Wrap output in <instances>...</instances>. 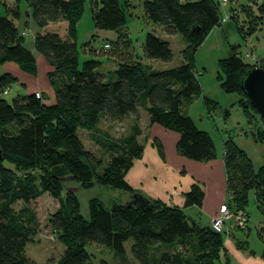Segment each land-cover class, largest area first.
Returning a JSON list of instances; mask_svg holds the SVG:
<instances>
[{"label":"trees","instance_id":"obj_1","mask_svg":"<svg viewBox=\"0 0 264 264\" xmlns=\"http://www.w3.org/2000/svg\"><path fill=\"white\" fill-rule=\"evenodd\" d=\"M87 1L27 0L29 17L23 21L20 0H0V63L14 61L26 72L35 74L37 51L54 68L49 77L55 88L52 100L47 93L38 95L37 91L27 90L18 92L19 96L9 102L3 93L7 89L12 91L18 78L9 71L0 74V264H95L90 244L125 254V243L129 240L132 254L142 264H217L216 258L231 235V228L229 232L217 231L185 211V207L202 205L201 180L185 193L183 207L155 198H150L149 204L136 205L128 203L138 190L128 182L126 173L134 159L141 157L155 123L180 133L176 143L180 155L200 163L218 157L210 131L184 113L182 105L184 99L202 94L194 54L208 33L221 23L224 9L221 0H145L148 18L163 24L170 33H181L187 40L184 60L163 69L145 68L142 58L171 61L174 57L169 40L148 32L143 55L133 49L126 53L114 49L108 41L110 47L106 52L112 50L111 56L117 57V66L110 72L103 69L105 60L96 57L80 60L77 22ZM90 1L99 27L118 29L127 24L128 13L119 0ZM130 4L127 0L126 6ZM241 14L247 17L251 34L257 30V22L264 28V0L238 2L231 9L230 18L237 20ZM33 21L37 28L31 34L30 46L24 31L30 29ZM238 26L248 35L244 23ZM91 52L99 51L94 48ZM260 60L246 61L236 50L221 59L226 71L220 73V78L226 91L243 94L241 104L250 123L245 133L264 144V116L252 105L241 85L250 68L264 67V58ZM205 101L208 103L209 99L206 97ZM101 112L121 121L133 113L139 123L130 136L106 139L98 127ZM13 121L19 125L17 133L3 129ZM86 132L97 147L109 146L116 152L102 172L98 169L102 165L100 153L83 139ZM92 132L103 137L98 138ZM153 140L163 152L161 140L158 137ZM222 158L233 206L247 210L253 196L263 211L264 157L261 165L255 164L234 138H227ZM57 164H63L84 187L97 183L112 188L115 193L109 203L100 197L91 198L90 215L86 217L80 211L78 196L64 195L63 177L50 171ZM18 200L33 211L32 224L16 212L14 204ZM40 234L53 236L65 245L59 258L39 262L27 253L30 237ZM191 234L197 235L198 243L193 251L189 248L194 245L188 237ZM162 243H173L174 249L163 246L157 248L160 256H152L151 246ZM186 251L194 253V258L186 257Z\"/></svg>","mask_w":264,"mask_h":264},{"label":"rangeland","instance_id":"obj_2","mask_svg":"<svg viewBox=\"0 0 264 264\" xmlns=\"http://www.w3.org/2000/svg\"><path fill=\"white\" fill-rule=\"evenodd\" d=\"M119 1L128 13V22L118 29L99 27L94 19L93 4L90 0L86 2L83 15L77 22V42L80 51V60L96 57L108 61L111 58L112 50L106 52L108 50H105L104 44L107 41L112 44L114 49L119 48L122 52L133 49L136 53L143 55L146 35L148 32H152L171 42L174 57L171 61L142 58L145 68L163 69L176 66L183 62V49L187 46L188 42L181 33H170L163 24L148 18L143 6L145 0H130L131 4L129 6H126L127 0ZM241 1H232V3H227L224 6L225 10L222 9L223 17L221 23L208 33L204 42L195 51L194 67L202 86V94L190 99H184L182 108L184 113L190 115L191 112L198 122H201L202 125L210 129L214 134L215 143L217 142V144L221 145L224 139L234 138L235 142L253 157L255 164L261 165L264 157V144L260 141L259 143L256 142L252 135L245 133L250 123L249 117L244 112L243 105L241 104L243 94L239 91H226L220 78V73H225L226 71L221 59L229 57L236 50L246 61L261 62L260 59L264 58V28L261 29V23H256V27L258 26V28L251 34L247 29L248 20L245 14L239 15L237 20L225 17V14H230L231 9H235L238 6V2ZM26 2L27 0H20L23 21L29 17L26 14ZM242 23H244V27L246 28L245 33H248V35L244 34L242 29H239L238 25ZM29 27L30 30H26L28 31L26 33L28 34L26 36V43L31 46L33 38L31 34L37 28V23L33 21ZM92 47L99 52L97 54L92 53L90 50ZM8 67H10L13 73H16V67L6 62L5 64L0 63V74L6 72ZM105 67L109 68L110 64H105ZM17 81L12 85V91L3 93V96L9 102H13L19 96L16 89L18 86ZM206 97L209 99L208 103L205 101ZM201 99L204 104L200 108L195 109V106L202 102ZM126 117L123 123L120 124L121 120H112L104 112H101L98 127L103 128L104 126H108L109 132L105 136L106 139H110L107 136L109 133H112L113 137L116 136L113 139H117L119 136L122 138L128 134H132L139 123L137 116L133 113H128ZM133 120H138L135 126H133ZM156 125H159V123ZM160 128H162V132H159L158 135L164 139L168 148L169 157L171 152H175L180 133L164 126ZM3 129L11 133H17L19 125L13 121L4 125ZM83 139L88 146L94 148L93 150L97 154L100 153L102 165L98 169L99 172H102L103 167L109 163L110 158L116 152H113L109 146L106 147L103 145V148L97 147L89 140L87 132L83 134ZM212 162H197L201 166L206 165V167L199 168V173H201V178H199L201 180L200 184L204 189L202 205L195 204L185 208L186 213L191 218L200 220L204 226L211 224L212 216L219 209L220 204L228 203L229 201L225 167L223 165L220 169L216 165L213 166L211 164ZM50 171L63 177L64 195L67 196L75 193L78 196L80 211L86 217L90 215L91 198L100 197L106 203H109L111 194L115 193L112 188L104 184L100 185L96 183L91 187H84L79 181L73 178L72 174L68 172L63 164L51 166ZM14 208L27 223L32 224L34 222V213L25 205L23 200H18L14 204ZM247 210L250 211V219L247 226L245 228L238 226L231 227V235L229 233L225 239L220 254L216 258L217 264H264V237L262 235L264 212L257 206L253 196L250 197ZM188 237L194 242V245L189 248L192 251L196 250L198 246L197 235L191 234ZM30 238L31 240L26 248L27 253L39 262H44L51 258L57 259L65 250V245L53 236L40 234L39 236ZM162 244L170 250H173L175 246L173 243ZM89 248L90 251L94 252L95 264H128L129 262L127 255L124 253L118 251L111 253V249L98 247L95 244H90ZM151 250L152 252L155 250L153 246H151ZM185 253L186 257L190 259L194 258V253L189 254L188 251Z\"/></svg>","mask_w":264,"mask_h":264},{"label":"crops","instance_id":"obj_3","mask_svg":"<svg viewBox=\"0 0 264 264\" xmlns=\"http://www.w3.org/2000/svg\"><path fill=\"white\" fill-rule=\"evenodd\" d=\"M26 8H28L27 5ZM24 33L26 34L28 33V31L25 30ZM93 49L94 47H92L90 50ZM36 52L37 51H35V55L38 64L37 73L33 74L26 72L17 62L14 61H8L7 63L10 65L13 64V67L14 66L16 67V73H13L10 67H8L7 71L13 73L18 78L17 81L18 86L16 87L18 92L27 91V90L28 91L39 90L47 93L50 96L49 100H52L55 96V88L49 77V73L54 71V68L51 67V65L47 62L44 55ZM107 63L110 64L109 68L105 67V64L107 65ZM116 66H117V57L111 56V58L108 61H105L103 69L106 72L108 71L110 72V71H114ZM203 104L204 102L202 100V102H200L197 106H195V109L200 108ZM190 115L201 128L210 131V129L202 125L201 122H198L191 112ZM123 121L124 120H122L120 124L123 123ZM133 122H134L133 126H135L138 123V120H133ZM156 124L157 123H155L152 126L151 137L147 141V144L145 145L142 151L141 157L134 159L132 166L126 173V179L133 186V188H135L138 191H141L149 198L161 199L169 205H178L183 207L185 203V193L188 190H190L193 183L197 182V180L201 178L200 175L201 173H199L200 172L199 168L206 167V165L201 166L197 164V162H195L194 160H191L183 155H180L175 146H174L175 152L174 153L171 152L169 158L168 157L169 152L166 143L164 139L160 135H158L159 132H162L161 130L162 128L160 127L163 126L160 124L159 125ZM99 130L100 133L102 131V134L103 133L107 134V132H109L108 126H104ZM92 133L98 138L102 136V135L99 136L95 132ZM109 134L107 136H109L110 140L116 137V136L113 137L112 133ZM126 136H130V134ZM212 136L214 138L213 133ZM120 137L121 136L117 138ZM153 137H158L161 140L163 144V152L160 151L157 144L154 142ZM216 146L218 148L219 154L216 159L212 160L213 162L211 164H213V166L216 165L221 169V167L224 165V161L222 162L223 144L220 145L217 144L216 142ZM223 204L225 203L220 204L219 209L212 216V219L220 211ZM196 220L202 224L200 220L198 219ZM125 247H126L125 254L129 259L128 264H142L132 254L131 240L126 241ZM157 248L162 249L163 245L161 244L155 246L154 247L155 250L152 252V256H157V257L160 256V253L157 252ZM111 253H113V251H111Z\"/></svg>","mask_w":264,"mask_h":264},{"label":"water","instance_id":"obj_4","mask_svg":"<svg viewBox=\"0 0 264 264\" xmlns=\"http://www.w3.org/2000/svg\"><path fill=\"white\" fill-rule=\"evenodd\" d=\"M196 29L198 30L199 27ZM241 85L252 105L264 116V67L257 65L250 68L242 78ZM262 183L264 200V174L262 175ZM128 203H135L136 205L149 204L150 198L144 193L137 191L132 194V199Z\"/></svg>","mask_w":264,"mask_h":264},{"label":"built area","instance_id":"obj_5","mask_svg":"<svg viewBox=\"0 0 264 264\" xmlns=\"http://www.w3.org/2000/svg\"><path fill=\"white\" fill-rule=\"evenodd\" d=\"M230 2L231 0H221V4L223 7ZM225 17L229 18L230 14L226 13ZM105 47L109 48L110 44L105 43ZM7 90L4 92L7 93ZM10 90L11 89H9V91ZM37 94L39 95L40 92L37 91ZM249 218H250V214L247 212V210L244 208L233 206V202L231 199L230 202L222 205L220 211L213 217L211 221V225L217 231H223L224 229H226L229 232L230 231L229 227L231 228V226L233 225H238L239 227L247 226L249 222Z\"/></svg>","mask_w":264,"mask_h":264},{"label":"bare ground","instance_id":"obj_6","mask_svg":"<svg viewBox=\"0 0 264 264\" xmlns=\"http://www.w3.org/2000/svg\"><path fill=\"white\" fill-rule=\"evenodd\" d=\"M106 43H109L108 41ZM104 47H105V44H104ZM106 48V47H105Z\"/></svg>","mask_w":264,"mask_h":264}]
</instances>
